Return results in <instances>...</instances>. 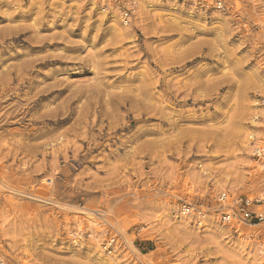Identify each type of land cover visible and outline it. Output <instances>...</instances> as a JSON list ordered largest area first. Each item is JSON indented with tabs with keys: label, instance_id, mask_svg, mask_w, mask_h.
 <instances>
[{
	"label": "rangeland",
	"instance_id": "rangeland-1",
	"mask_svg": "<svg viewBox=\"0 0 264 264\" xmlns=\"http://www.w3.org/2000/svg\"><path fill=\"white\" fill-rule=\"evenodd\" d=\"M258 99L264 0H0V264H264Z\"/></svg>",
	"mask_w": 264,
	"mask_h": 264
},
{
	"label": "built area",
	"instance_id": "built-area-1",
	"mask_svg": "<svg viewBox=\"0 0 264 264\" xmlns=\"http://www.w3.org/2000/svg\"><path fill=\"white\" fill-rule=\"evenodd\" d=\"M127 14L124 17L126 21ZM256 105L260 110V114L264 119V99H258ZM254 156L261 159L264 156V151L255 148ZM228 197L226 194L218 196V203L222 207L217 215V222L221 226L233 228L237 224H264V195L249 199L246 197H239L231 200L228 204L225 199ZM194 208L189 204H182L180 207L181 215H189ZM199 213V212H198ZM201 213H199L200 215ZM113 240L108 243V248L112 246Z\"/></svg>",
	"mask_w": 264,
	"mask_h": 264
},
{
	"label": "bare ground",
	"instance_id": "bare-ground-1",
	"mask_svg": "<svg viewBox=\"0 0 264 264\" xmlns=\"http://www.w3.org/2000/svg\"><path fill=\"white\" fill-rule=\"evenodd\" d=\"M116 20V19H115ZM253 106H255V108H252V113L254 112V110L255 111H257L258 112V107H257V105H256V103L253 105ZM259 113H260V110H259ZM258 118V116H257V113L256 112H254L253 113V122H255V119H257ZM247 129V128H246ZM253 134L252 133H250V135L248 136L249 138V141H247V140H244L243 139V141L241 142V143H243V147H244V149H246V151L247 152H249L250 151V149H251V140L253 139ZM259 142V141H258ZM249 150V151H248ZM258 150H262V151H264V149L263 148H258ZM260 167H262L263 168V166L262 165H260ZM221 183V182H220ZM218 184L217 186H216V188H222V183L221 184ZM230 187V186H229ZM220 194H226L225 192H221ZM219 194V195H220ZM227 195V194H226ZM228 196V195H227ZM230 197L228 196V197H226V199H225V201L227 202V203H229L230 201ZM152 221V220H151ZM215 223H217V221H215V218H212L211 219V224L213 225H215ZM155 224V223H154ZM1 225V224H0ZM217 225V224H216ZM252 225H254V226H258V225H256V224H252ZM252 225H250V226H252ZM217 228V227H216ZM220 228V227H219ZM219 233H221L222 234V229L220 228L219 229V231H218ZM75 237V236H74ZM80 238V233L78 232V234H77V236H76V238ZM91 241H92V243L94 244V246H95V248L96 249H98V252H99V254L100 253H102L103 252V249H105V250H107V246H108V243L105 245V248H104V246L103 247H101L99 244H98V241H97V234H95V233H93L92 232V235H91ZM73 245H79V242H78V240L77 239H73ZM102 248V249H101ZM131 250V249H130ZM99 254H98V259L101 261H103V262H107V261H110V260H113V259H111V257L110 256H108L107 257V259H101L102 258V256H99ZM109 255L111 254V252L110 253H108ZM113 262V261H112Z\"/></svg>",
	"mask_w": 264,
	"mask_h": 264
}]
</instances>
